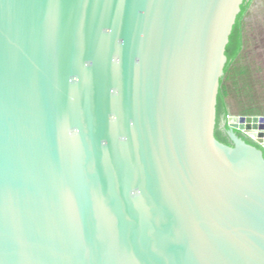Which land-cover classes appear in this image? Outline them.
Wrapping results in <instances>:
<instances>
[{"label":"water","instance_id":"95a60500","mask_svg":"<svg viewBox=\"0 0 264 264\" xmlns=\"http://www.w3.org/2000/svg\"><path fill=\"white\" fill-rule=\"evenodd\" d=\"M243 0H0V264H264V115L214 136Z\"/></svg>","mask_w":264,"mask_h":264},{"label":"trees","instance_id":"16d2710c","mask_svg":"<svg viewBox=\"0 0 264 264\" xmlns=\"http://www.w3.org/2000/svg\"><path fill=\"white\" fill-rule=\"evenodd\" d=\"M252 0H243L225 47L226 62L219 78L216 96L214 136L230 144L218 127L220 115L227 109L233 115H264V66L253 51L254 40L248 36L245 20Z\"/></svg>","mask_w":264,"mask_h":264},{"label":"rangeland","instance_id":"374dc122","mask_svg":"<svg viewBox=\"0 0 264 264\" xmlns=\"http://www.w3.org/2000/svg\"><path fill=\"white\" fill-rule=\"evenodd\" d=\"M247 13L245 20L248 36L254 40L253 51L264 66V0H253Z\"/></svg>","mask_w":264,"mask_h":264},{"label":"flooded vegetation","instance_id":"af4514ba","mask_svg":"<svg viewBox=\"0 0 264 264\" xmlns=\"http://www.w3.org/2000/svg\"><path fill=\"white\" fill-rule=\"evenodd\" d=\"M218 127H219V129H221V131L223 132L224 135L228 136V130L224 127V117L222 115H220L218 118ZM228 142L231 143L230 141H228Z\"/></svg>","mask_w":264,"mask_h":264}]
</instances>
